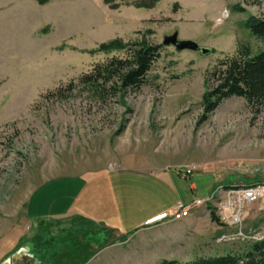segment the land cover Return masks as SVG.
<instances>
[{
  "label": "rangeland",
  "instance_id": "1",
  "mask_svg": "<svg viewBox=\"0 0 264 264\" xmlns=\"http://www.w3.org/2000/svg\"><path fill=\"white\" fill-rule=\"evenodd\" d=\"M183 6L197 11L195 24L204 13L209 17L193 27ZM251 17L264 18V0H159L150 10L112 9L104 0H0V264H33L31 255L34 264L246 257L255 243L219 241L232 229L213 221L208 206L136 232L131 225L123 233L108 226L137 211L161 213L207 197L219 186L264 182V102L233 96L202 119L206 80L212 87L218 61L243 46L254 55L264 50V40L246 26ZM148 29L161 55L139 90L117 96L90 86L66 90L96 65L127 55L99 51L102 44L134 41ZM177 30L180 40L213 52L164 45ZM61 86L62 93L52 94ZM110 173L118 176L121 208L113 202L95 207L89 201L94 187L110 200ZM41 186L49 199L28 216L32 192ZM244 226L264 227V210L246 217Z\"/></svg>",
  "mask_w": 264,
  "mask_h": 264
},
{
  "label": "trees",
  "instance_id": "2",
  "mask_svg": "<svg viewBox=\"0 0 264 264\" xmlns=\"http://www.w3.org/2000/svg\"><path fill=\"white\" fill-rule=\"evenodd\" d=\"M40 5L49 3L50 0H36ZM112 9L122 5H131L137 8L152 9L159 0H104ZM241 9V8H240ZM251 33L264 40V18L251 17L246 23ZM153 30L148 29L137 40L123 42L115 39L104 43L99 51L125 50L124 58H112L104 64L96 65L89 73L83 74L77 83L70 82L66 90L73 92L77 86H90L104 95L109 90H114V95H120L129 90H139L144 84L153 63L160 57L161 44H155L147 36ZM236 56L219 60L210 72L214 83L203 95L204 114L202 119H207L219 104L230 97H244L250 103L261 104L264 102V50L256 55L251 54L248 46L242 47ZM63 87L57 88L52 94L62 93ZM50 95V94H49ZM211 219L218 222L214 211L211 210ZM157 264H264V241L257 242L253 249L241 258L228 254L199 258L191 262L164 259Z\"/></svg>",
  "mask_w": 264,
  "mask_h": 264
},
{
  "label": "built area",
  "instance_id": "3",
  "mask_svg": "<svg viewBox=\"0 0 264 264\" xmlns=\"http://www.w3.org/2000/svg\"><path fill=\"white\" fill-rule=\"evenodd\" d=\"M255 203L264 206V182L219 186L207 197L177 202L172 209L159 213L153 224L183 220L202 207L208 206L214 211L220 224L232 229L231 233L221 235L219 241L239 239L253 243L262 242L264 227L254 231L244 229L247 207Z\"/></svg>",
  "mask_w": 264,
  "mask_h": 264
},
{
  "label": "crops",
  "instance_id": "4",
  "mask_svg": "<svg viewBox=\"0 0 264 264\" xmlns=\"http://www.w3.org/2000/svg\"><path fill=\"white\" fill-rule=\"evenodd\" d=\"M198 1L204 2V0H196V1L193 0V4H195V2L197 3ZM219 4L220 3L218 1H216V2L213 3L211 16H213V17L214 16H216V17L218 16L219 10H217V11L214 12L213 11V6H216V7L219 8ZM183 7L186 10V13L189 14V18L186 19L187 20L186 22L191 23V25L193 27H196V26H199V25H203V23H205V21H206L207 16L209 17V15H207V14L204 13V15H202L203 20H201L200 23H196L195 24L193 22L196 20L195 19V16H196L195 15V12H197V11L194 9V7L192 8L191 6H190V8H188V7L185 8L186 6H183ZM148 10H150V9H148ZM199 11H200V9H199ZM180 23H182V22H180ZM177 31H178V35H179L180 32H179V30H177ZM195 36H196V34L195 35L191 34V36H188L187 38L192 39V40H195ZM96 175H98V174H96ZM117 177L118 176H116V174H113V173L108 174V178H109V181L111 183H110V185H108L109 187H106L108 189L107 194L109 196L110 195V191H111L112 195H113V193H114V195H113L112 198L111 197H108L107 195H106V197L108 199H110L111 201L110 200L104 201V199H100L101 192L99 194L96 191V190L100 189V186L99 187H94V190H92L93 195L91 196V199L89 200L90 203L93 206L99 207V208H103L106 203L113 202V204H114V206H115L116 209H118L119 207L121 208L120 201H119L120 198H118L117 192H116V189L117 188H116V182H115V180L117 179ZM93 179H95V176L92 177V179L91 178L84 179V183H82V186L84 185V187H86L87 185H89V182L93 181ZM44 187L41 186V187L37 188L36 191L34 190L32 192V197H30L29 202H28V216L30 215L31 210L34 207V204L36 205V209H37L38 206L43 205L44 203H46L47 199H49V197L46 194V191L43 189ZM101 191H102V189H101ZM33 193H35V194H33ZM33 198L35 199V202H32L33 201ZM122 204H123V202H122ZM260 209H263L264 210V206H262L261 204L255 203V204L249 205L247 207V210H246L245 220H246V217L247 218H250V219H253V217L256 214H258V211ZM158 214H159V212H154V211H150V212H145L144 211L142 213H139L137 211L132 216L131 215H128L129 217H127V218H125L123 216H120L119 218L117 217V220L114 221L112 223V225L111 226H108V227L116 228L117 231L123 233L124 231L121 230V229H125V225L126 226L131 225V226H133V228H135L134 230L136 232V231L140 230L141 228H143V227H145L147 225L153 224L154 223V220H155V218H156V216ZM69 215L70 214H63V215L59 214L57 217L58 218H63V217L69 216ZM89 216H90L89 218L91 220L101 222V219H99L98 217H96V216L95 217L94 216L92 217L91 215H89ZM121 218H122V222L119 220Z\"/></svg>",
  "mask_w": 264,
  "mask_h": 264
},
{
  "label": "water",
  "instance_id": "5",
  "mask_svg": "<svg viewBox=\"0 0 264 264\" xmlns=\"http://www.w3.org/2000/svg\"><path fill=\"white\" fill-rule=\"evenodd\" d=\"M163 44L164 45H174L179 50L190 49V50H193L199 53L202 56H206L213 52L212 48L206 47V46H200L194 41L180 40L178 38V32L173 33L171 36H166L163 41Z\"/></svg>",
  "mask_w": 264,
  "mask_h": 264
},
{
  "label": "flooded vegetation",
  "instance_id": "6",
  "mask_svg": "<svg viewBox=\"0 0 264 264\" xmlns=\"http://www.w3.org/2000/svg\"><path fill=\"white\" fill-rule=\"evenodd\" d=\"M31 258H33L31 261H32V263L34 264V263H35V262H34V261H35L34 256L31 255Z\"/></svg>",
  "mask_w": 264,
  "mask_h": 264
}]
</instances>
